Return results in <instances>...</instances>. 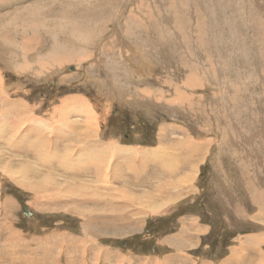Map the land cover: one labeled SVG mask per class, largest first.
Segmentation results:
<instances>
[{
	"label": "rangeland",
	"instance_id": "1",
	"mask_svg": "<svg viewBox=\"0 0 264 264\" xmlns=\"http://www.w3.org/2000/svg\"><path fill=\"white\" fill-rule=\"evenodd\" d=\"M256 230L264 0H0V264H214Z\"/></svg>",
	"mask_w": 264,
	"mask_h": 264
},
{
	"label": "crops",
	"instance_id": "2",
	"mask_svg": "<svg viewBox=\"0 0 264 264\" xmlns=\"http://www.w3.org/2000/svg\"><path fill=\"white\" fill-rule=\"evenodd\" d=\"M164 152L165 154H168L169 151L165 150ZM186 155L187 154H182L181 157H186ZM175 160L177 162L173 163L174 166L178 164V159ZM184 160L185 158H182L180 162L182 163ZM249 235L251 237L257 236L254 243L249 244L248 240L242 241L239 244L236 243L225 253H223L221 255V259L216 260L214 264L216 263L217 264H264V231L263 232L257 231L255 234L252 232ZM188 244L190 245V243ZM190 248H192L191 245L188 248L187 255H175L172 257L171 256L165 257L164 264H208L204 259L202 260L201 258H199V262H197L194 254L190 252L191 251L189 250ZM188 253H191L192 255H189ZM154 257L156 258L154 259ZM170 260H173V262H170ZM151 261L152 264H162L163 262V260L159 259V257L156 256L155 254H153V259ZM139 262H140L139 264H141L142 260L140 259ZM113 264H117V262H114Z\"/></svg>",
	"mask_w": 264,
	"mask_h": 264
},
{
	"label": "bare ground",
	"instance_id": "3",
	"mask_svg": "<svg viewBox=\"0 0 264 264\" xmlns=\"http://www.w3.org/2000/svg\"><path fill=\"white\" fill-rule=\"evenodd\" d=\"M63 13H64V12H63ZM36 15H37V14H36ZM36 15H35V16H36ZM139 64H140V63H139ZM185 64H186V63H185ZM22 106H23V105H21V108H23ZM24 106H25V105H24ZM16 107H17V106H16ZM16 107H15V108H16ZM19 107H20V106H19ZM27 108H28V107H27ZM22 111H23V109H22ZM26 111H27V110H26ZM26 111H25V112H26ZM16 112H17V111H16ZM203 112H204V111H203ZM12 113H13V112H12ZM14 117H15V116H14ZM17 119H18V118H17ZM13 121H14V120H13ZM26 121H27V120H26ZM12 123H13V122H12ZM42 123H43V122H42ZM13 124H14V123H13ZM13 126H14V125H13ZM16 126H17V125H16ZM16 126H15V127H16ZM8 127H10V126H8ZM11 127H12V126H11ZM27 127H28V125H27ZM45 127H46V126H45ZM13 128H14V127H13ZM28 128H29V127H28ZM30 128H31V126H30ZM39 128H41V127H39ZM44 129H45V128H44ZM27 131H28V130H27ZM37 131H38V130H37ZM42 131H43V130H42ZM15 132H16V130H15ZM17 132H18V131H17ZM17 132H16V135H17ZM28 132H29V131H28ZM40 132H41V131H40ZM38 133H39V132H38ZM53 133H54V132H53ZM36 134H37V133H36ZM12 135H14V134H12ZM16 135H14V136H16ZM37 135H38V134H37ZM39 135H42V133L39 134ZM45 135H46V134H45ZM56 135H57V133H56ZM47 136H48V135H47ZM42 137H44V134H43ZM11 138H12V137H11ZM11 138H10V139H11ZM23 138H24V137H23ZM38 138H39V137H38ZM40 138H41V137H40ZM48 138H49V137L46 138V139H47L46 141H48ZM57 138H58V136H57ZM30 139H31V138H30ZM34 139H35V138H34ZM49 139H50V138H49ZM54 139H55L56 142H57L56 136L54 137ZM12 140H14V139H12ZM188 140H189V139H188ZM21 141H22V140H21ZM29 141H30V140H29ZM37 141L39 142V139H38ZM48 142H49V141H48ZM16 143H18V142H16ZM22 143H23V142H22ZM32 143H33V140H32ZM39 143H40V142H39ZM41 143H43V142H41ZM197 144H198V142H197ZM32 145L35 146V143H33ZM43 146H44V145H43ZM194 146H195V145H194ZM18 147H19V146H18ZM36 147H37V145H36ZM39 147H40V146H39ZM39 147H38V148H39ZM44 148H45V147H44ZM42 149H43V148H42ZM38 150H39V149H38ZM42 155H43V154H42ZM129 156H130V155H129ZM28 157H29V156H28ZM96 159H97V158H96ZM99 160H100V158H99ZM27 170H28V169H27ZM33 173H34V172H33ZM31 176H32V175H31ZM40 177H41V176H40ZM106 177H107V176H106ZM38 178H39V177H38ZM58 190H59V188H58ZM61 190H62V189H61ZM133 199H134V198H133ZM118 204H119V203H118ZM28 210H29V209H28ZM29 212H30V215H32V212H31L30 210H29ZM25 214H26V213H25ZM27 215H29V214H27ZM28 257H29V256H28ZM45 261H46V260H45ZM12 262L15 264L16 261H15V262L12 261ZM12 262H11V263H12ZM51 262H52V260H51ZM47 263H48V262H47ZM47 263H46V264H47ZM53 263H54V262H53ZM20 264H21V263H20ZM23 264H24V263H23ZM33 264H34V263H33Z\"/></svg>",
	"mask_w": 264,
	"mask_h": 264
},
{
	"label": "water",
	"instance_id": "4",
	"mask_svg": "<svg viewBox=\"0 0 264 264\" xmlns=\"http://www.w3.org/2000/svg\"><path fill=\"white\" fill-rule=\"evenodd\" d=\"M24 213L30 214L29 210L26 207H24Z\"/></svg>",
	"mask_w": 264,
	"mask_h": 264
}]
</instances>
